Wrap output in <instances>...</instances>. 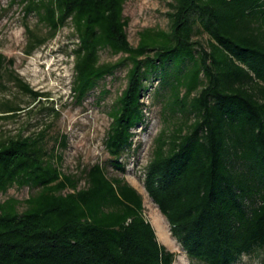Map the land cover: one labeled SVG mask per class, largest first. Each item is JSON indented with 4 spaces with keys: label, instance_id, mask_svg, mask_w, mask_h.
I'll list each match as a JSON object with an SVG mask.
<instances>
[{
    "label": "trees",
    "instance_id": "16d2710c",
    "mask_svg": "<svg viewBox=\"0 0 264 264\" xmlns=\"http://www.w3.org/2000/svg\"><path fill=\"white\" fill-rule=\"evenodd\" d=\"M18 1L23 19L33 15L46 29L42 35L24 24L27 56L72 28L78 103L127 68L103 142L121 174L133 131L146 125L147 81L159 80L156 93L166 91L163 115L177 121L155 139L143 186L186 256L235 264L264 252V0H172L168 29H143L136 46L127 39L125 0ZM202 35L206 46L195 40ZM101 51L119 58L101 62ZM3 61L0 55L3 90L6 77L32 100L42 96ZM20 111L0 100V120ZM44 132L0 135V193L13 186L30 191L23 202L0 203V264H172L174 254L157 241L140 194L100 164L63 175L62 155L44 148Z\"/></svg>",
    "mask_w": 264,
    "mask_h": 264
},
{
    "label": "rangeland",
    "instance_id": "374dc122",
    "mask_svg": "<svg viewBox=\"0 0 264 264\" xmlns=\"http://www.w3.org/2000/svg\"><path fill=\"white\" fill-rule=\"evenodd\" d=\"M11 1L0 0V55L4 59L3 67L9 68L11 63L10 69L22 82L42 96L32 100L4 77L6 89L0 87V100L16 103L21 111L14 118L0 120L1 137H14L19 133L26 137L44 130V148L62 155L59 170L63 175L79 176L82 169L100 164L106 169L108 177L123 178L140 194L144 217L155 231L157 241L174 254L172 264H203L186 256L181 245L172 237L167 220L148 197L143 186L145 168L151 159L155 139L162 130L170 131L177 121L168 111L163 115L166 91L160 89L159 94L156 93L159 80L151 77L147 81L149 89L143 99L146 125L133 131L132 146L121 158L125 164V173L121 174L110 165L103 142L110 125L107 112L125 87L127 68L123 66L113 76L99 82L89 96L78 103L72 94V51L76 43L72 28L65 26L52 40L27 56L24 24L27 23L42 35L46 33V29L36 26L37 19L33 15L25 21L22 5L18 0L14 4ZM171 1L125 0L123 16L128 20L126 33L131 46H136L137 33L143 29H168L166 13L170 10L168 4ZM195 40L206 46L207 36L202 35ZM99 55L100 61L104 63H112L119 58L108 51H101ZM103 90L109 91V94L101 98ZM83 186L84 181H80L78 187ZM29 193L27 187L13 186L5 194L0 193V203L8 198L23 202ZM23 209V205L18 206L20 212ZM263 257L264 252L257 250L242 256L235 264H262Z\"/></svg>",
    "mask_w": 264,
    "mask_h": 264
}]
</instances>
